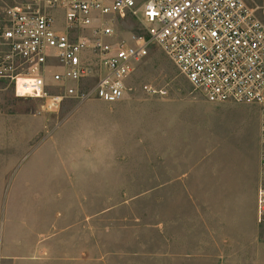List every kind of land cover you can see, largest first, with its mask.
<instances>
[{
    "label": "rangeland",
    "instance_id": "rangeland-1",
    "mask_svg": "<svg viewBox=\"0 0 264 264\" xmlns=\"http://www.w3.org/2000/svg\"><path fill=\"white\" fill-rule=\"evenodd\" d=\"M114 21L145 32L140 16ZM263 113L208 102L157 45L115 103L48 111L2 93L0 264H264V224L252 236L245 209Z\"/></svg>",
    "mask_w": 264,
    "mask_h": 264
},
{
    "label": "built area",
    "instance_id": "built-area-1",
    "mask_svg": "<svg viewBox=\"0 0 264 264\" xmlns=\"http://www.w3.org/2000/svg\"><path fill=\"white\" fill-rule=\"evenodd\" d=\"M260 12L264 0H0V95L39 99L48 111L65 98L115 103L157 45L208 102L264 105ZM130 14L141 17L144 34L119 35L114 19ZM260 146L257 220L264 224V113Z\"/></svg>",
    "mask_w": 264,
    "mask_h": 264
},
{
    "label": "crops",
    "instance_id": "crops-1",
    "mask_svg": "<svg viewBox=\"0 0 264 264\" xmlns=\"http://www.w3.org/2000/svg\"><path fill=\"white\" fill-rule=\"evenodd\" d=\"M258 169L256 176L253 178L251 189L248 191L245 197V209L247 210L248 227L250 228L249 233L255 236L258 233L259 223L257 221V188L259 183V171H260V156L258 161ZM244 202V201H243ZM19 256L21 254H12V256Z\"/></svg>",
    "mask_w": 264,
    "mask_h": 264
}]
</instances>
